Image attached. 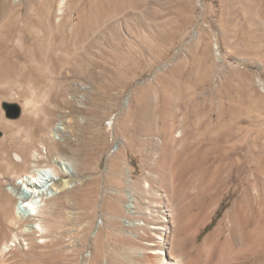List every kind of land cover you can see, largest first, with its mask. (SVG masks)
I'll list each match as a JSON object with an SVG mask.
<instances>
[{"label": "rangeland", "instance_id": "1", "mask_svg": "<svg viewBox=\"0 0 264 264\" xmlns=\"http://www.w3.org/2000/svg\"><path fill=\"white\" fill-rule=\"evenodd\" d=\"M33 162L70 188L0 264H149L157 228L232 258L264 234V0H0V247Z\"/></svg>", "mask_w": 264, "mask_h": 264}, {"label": "bare ground", "instance_id": "2", "mask_svg": "<svg viewBox=\"0 0 264 264\" xmlns=\"http://www.w3.org/2000/svg\"><path fill=\"white\" fill-rule=\"evenodd\" d=\"M58 125L48 129L46 136L50 142H55L54 136L56 134H65V132H67L64 127H60ZM30 157L35 159L37 158V155L35 156L31 154ZM52 157L55 163H60V165L64 167V174L67 176L69 174L68 168H70L71 165L69 164L70 162H67L65 159H63V157H60L59 153L57 152H55ZM65 161L67 163H65ZM33 164L34 166L30 172L23 173L17 179H13L12 183L10 184V188L6 189V194L9 201L11 202L12 198H15L20 200V203L16 204L14 211L8 218L11 228V237L8 241L3 242L2 246L0 247L1 259H3L14 247L20 245L21 240H24L23 237H29L33 233H39L40 235L44 234L45 228L43 225V220L40 217L41 208L43 207L42 202L45 199L50 198L52 195H55L57 192L70 188L69 180H65L60 186H57V179L49 175L46 168L39 167L37 164H35V162H33ZM25 167L29 168V165H25ZM18 179L22 180V182L28 188L27 193L24 194L21 192L20 188L16 184ZM126 195L128 197V203L126 207L129 213H134L135 211L133 210L135 207L133 203L135 199L132 196V192L128 190ZM244 215L245 214L242 208L238 206L234 207L229 213V217L235 219L237 218V221H242V225L246 226L248 225V219ZM191 219L194 224H196V226H199L203 223V220L199 218V215L197 214L193 215ZM22 223L24 225L20 226ZM126 224L131 227L136 225L135 222H126ZM231 225H233V223ZM157 229L159 231L158 232L156 230L158 234H153L147 240V242L152 246V251L147 253L148 255L146 256V259L150 260L149 264H181V258L179 259L177 256L173 257L166 251V247L169 244V240L164 233L166 229ZM247 229V233L249 235H253L256 231H258V227L256 226L254 229H249V227H247ZM222 233L223 232L221 230H217L215 233L207 237L203 245H192V254L196 261H194V264H202L204 262L202 259L203 256L206 257L204 264L213 263L214 258H216V261L213 264H264V234L257 236L256 239L253 237V241L247 245L240 243L237 246L236 251H234L233 257L223 260L221 258L223 255V250L219 243ZM235 240L237 241V239Z\"/></svg>", "mask_w": 264, "mask_h": 264}, {"label": "water", "instance_id": "3", "mask_svg": "<svg viewBox=\"0 0 264 264\" xmlns=\"http://www.w3.org/2000/svg\"><path fill=\"white\" fill-rule=\"evenodd\" d=\"M4 109L9 117H17L19 115V108L16 105H5Z\"/></svg>", "mask_w": 264, "mask_h": 264}]
</instances>
